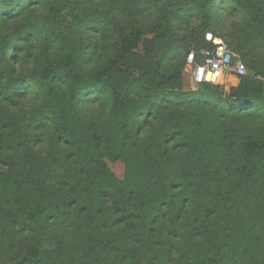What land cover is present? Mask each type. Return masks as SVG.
Wrapping results in <instances>:
<instances>
[{
  "label": "trees",
  "instance_id": "trees-1",
  "mask_svg": "<svg viewBox=\"0 0 264 264\" xmlns=\"http://www.w3.org/2000/svg\"><path fill=\"white\" fill-rule=\"evenodd\" d=\"M219 1L250 11L123 0L124 22L95 0H0V264H264V72ZM179 15L201 22L179 33ZM210 25L252 74L185 91Z\"/></svg>",
  "mask_w": 264,
  "mask_h": 264
},
{
  "label": "rangeland",
  "instance_id": "rangeland-1",
  "mask_svg": "<svg viewBox=\"0 0 264 264\" xmlns=\"http://www.w3.org/2000/svg\"><path fill=\"white\" fill-rule=\"evenodd\" d=\"M244 4L249 6L250 11L245 9V5L239 9V11H223L221 9V4L224 3L222 1L218 2L219 8L218 10L212 14L214 18L219 19L223 24H225V27L227 29H224L223 32L231 33L233 31V35L240 36L243 39H247V44H245V48H251L254 59H257V64L262 68L264 72V24L263 26H260L263 30L261 32H257L255 25L253 24L251 20L252 15L250 12H252L253 9L257 10V13L260 14L264 21V0H242ZM123 0H95L96 5H99L104 10L110 9V13L116 18L117 21L123 20L124 22L130 19V14L122 11L120 7V3H122ZM259 8L262 9V12H260ZM159 11V8L150 10L149 12L143 13L141 15L140 23H138L140 29L144 31L145 34L151 35L150 31L154 25L155 17ZM38 13H41V11H37ZM183 18H179V17ZM173 24L176 28V30L179 33H184L186 30L198 26L200 24V19L197 17L192 16H184L179 15L178 17L174 16L172 18ZM235 30H233V28ZM210 30L218 31V26L210 25ZM35 33V32H34ZM109 41L113 43L112 37H109ZM32 42L27 44L26 50L22 54V69H29L33 67V63L35 62L39 52H38V46H34ZM110 52H107V55H109ZM246 66V65H245ZM183 76H184V87L183 89L185 91H191L196 90L197 88L194 87L190 81V74H189V68L184 65L183 69ZM246 73H251L252 70L250 67L246 66ZM260 79L264 78L262 75L258 76ZM30 102V99L27 100ZM110 168L112 171L118 176L122 177L124 175V165L122 162H111L109 163Z\"/></svg>",
  "mask_w": 264,
  "mask_h": 264
},
{
  "label": "built area",
  "instance_id": "built-area-1",
  "mask_svg": "<svg viewBox=\"0 0 264 264\" xmlns=\"http://www.w3.org/2000/svg\"><path fill=\"white\" fill-rule=\"evenodd\" d=\"M209 36L212 39H209ZM205 46L190 50L185 65L189 68L190 81L194 87L201 84L224 83L230 75H246V67L239 55L232 51L225 40L211 30L203 33Z\"/></svg>",
  "mask_w": 264,
  "mask_h": 264
},
{
  "label": "snow or ice",
  "instance_id": "snow-or-ice-1",
  "mask_svg": "<svg viewBox=\"0 0 264 264\" xmlns=\"http://www.w3.org/2000/svg\"><path fill=\"white\" fill-rule=\"evenodd\" d=\"M209 39H212V37H211V36H209Z\"/></svg>",
  "mask_w": 264,
  "mask_h": 264
}]
</instances>
